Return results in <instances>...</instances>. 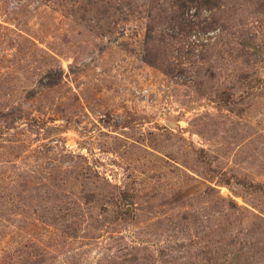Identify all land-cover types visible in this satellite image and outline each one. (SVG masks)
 Returning a JSON list of instances; mask_svg holds the SVG:
<instances>
[{
  "label": "rangeland",
  "instance_id": "obj_1",
  "mask_svg": "<svg viewBox=\"0 0 264 264\" xmlns=\"http://www.w3.org/2000/svg\"><path fill=\"white\" fill-rule=\"evenodd\" d=\"M0 264H264V0H0Z\"/></svg>",
  "mask_w": 264,
  "mask_h": 264
}]
</instances>
